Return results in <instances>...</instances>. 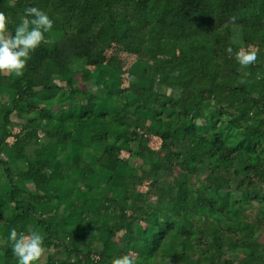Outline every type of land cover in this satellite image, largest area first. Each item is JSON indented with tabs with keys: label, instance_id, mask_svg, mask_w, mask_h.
Here are the masks:
<instances>
[{
	"label": "trees",
	"instance_id": "1",
	"mask_svg": "<svg viewBox=\"0 0 264 264\" xmlns=\"http://www.w3.org/2000/svg\"><path fill=\"white\" fill-rule=\"evenodd\" d=\"M30 6L53 28L41 69L0 84V264H17L12 228L44 236L38 264H264V0H0L10 32ZM65 6L95 17L79 30ZM173 22L169 54L148 35ZM74 33L83 45L57 44ZM249 45L242 68L226 48ZM119 53L126 73L105 63Z\"/></svg>",
	"mask_w": 264,
	"mask_h": 264
},
{
	"label": "clouds",
	"instance_id": "2",
	"mask_svg": "<svg viewBox=\"0 0 264 264\" xmlns=\"http://www.w3.org/2000/svg\"><path fill=\"white\" fill-rule=\"evenodd\" d=\"M235 22L236 17L230 16L226 23ZM9 23L10 17L0 11V74L19 78L23 76L31 54L44 42V34L53 28V20L46 11L30 6L24 10L22 21L15 27L14 34L8 30ZM226 52L234 56L242 68H248L257 62L259 49L249 45L235 52L232 47H228ZM239 83L244 84L246 81L241 78ZM8 241L17 264H38L46 251L44 236L36 230L24 233L12 228ZM110 264H137V259L135 254L129 253L113 258Z\"/></svg>",
	"mask_w": 264,
	"mask_h": 264
},
{
	"label": "rangeland",
	"instance_id": "3",
	"mask_svg": "<svg viewBox=\"0 0 264 264\" xmlns=\"http://www.w3.org/2000/svg\"><path fill=\"white\" fill-rule=\"evenodd\" d=\"M65 12L62 13V18L65 21H69L72 25L76 26L79 30H84L90 23L91 21L94 19L95 17V13L91 10L88 9H84V8H79L76 7L74 9H70L69 6H65L64 7ZM183 14L186 18H192L193 13H192V9L191 8H185L183 11ZM124 17L121 16H113V19L117 22H123ZM155 25H162L161 21H156ZM171 28L168 30H163V29H159L156 30L154 33L148 35V39L151 41V43H156L158 42L159 45L161 46L162 50H164L166 53L172 54L175 50V38L178 36V31L181 27V23L180 22H173L171 23ZM136 36L140 37L142 39H144V35L140 30H137L136 32ZM162 34H167L168 38L164 41H159L160 35ZM101 39L107 40L111 38V34L109 31H103L102 35H100ZM84 43V36L81 35L80 33H74V34H70L69 36H67L66 38H62L61 40H59L57 42V44L59 46H70V47H74V46H81ZM46 57V53L44 51L43 48H41L40 46L31 54V59L28 60L27 62V74L26 77H32L34 75V73H36L38 70L41 69L43 62L45 60ZM213 59L216 61H223L222 56H221V51H219V53L213 55ZM211 61V59H210ZM134 59H132V57L130 56H126L123 53H119L117 55V57L107 60L105 63L110 64L111 66H113L115 69H118L121 72L126 73L129 68L131 67V65L133 64ZM212 63V62H211ZM179 65V61L175 60L173 62V66L174 67H178ZM217 69H211V75L213 76L216 73ZM9 81L7 80L6 76L4 74H0V84H2L3 86H6L7 83ZM60 84L64 85V82H60ZM73 92H71L72 94ZM0 97H3V95L1 94ZM63 99H66L65 96L62 97ZM2 100L0 98V106H1ZM49 129L47 131L48 135L53 136L55 133V129L57 126V123L55 121H52L48 124ZM5 131H3L2 133H0V139L4 137ZM33 153L35 154L36 158L38 159H45L48 158L52 152L51 149V145L49 144H39V145H35V147L32 148ZM111 155H113V152L111 153ZM166 176H170L169 173L166 174ZM102 175H99L96 180L100 181L102 180ZM133 180H137L136 177L132 178ZM92 182L88 183V186H91ZM116 193L124 195V193L120 190H116ZM56 222L59 224L63 223V218H59L56 219ZM150 222L155 225L158 226L156 222H153L150 220ZM161 230V228H160ZM260 245V241L256 242L253 246V249H257ZM8 249L11 250V244L10 242H8ZM3 252L0 251V255H2Z\"/></svg>",
	"mask_w": 264,
	"mask_h": 264
}]
</instances>
